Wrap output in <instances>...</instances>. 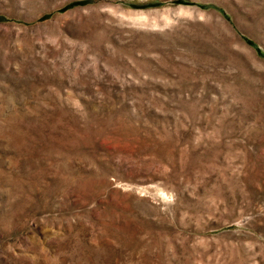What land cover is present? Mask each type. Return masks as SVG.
Returning <instances> with one entry per match:
<instances>
[{
    "label": "rangeland",
    "instance_id": "1",
    "mask_svg": "<svg viewBox=\"0 0 264 264\" xmlns=\"http://www.w3.org/2000/svg\"><path fill=\"white\" fill-rule=\"evenodd\" d=\"M0 264H264V0H0Z\"/></svg>",
    "mask_w": 264,
    "mask_h": 264
}]
</instances>
